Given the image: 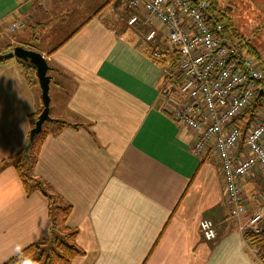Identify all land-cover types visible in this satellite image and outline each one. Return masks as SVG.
Returning <instances> with one entry per match:
<instances>
[{
	"label": "crops",
	"instance_id": "obj_1",
	"mask_svg": "<svg viewBox=\"0 0 264 264\" xmlns=\"http://www.w3.org/2000/svg\"><path fill=\"white\" fill-rule=\"evenodd\" d=\"M88 3L0 0V50L33 48L50 65L52 120L34 174L71 205L82 250L71 264H264L241 229L264 175L243 178L247 210L234 217L217 154L192 152L194 132L166 105L164 67L127 31V0H104L90 17ZM42 108L22 64L0 61V264L48 234L49 199L27 191L14 165Z\"/></svg>",
	"mask_w": 264,
	"mask_h": 264
},
{
	"label": "built area",
	"instance_id": "obj_2",
	"mask_svg": "<svg viewBox=\"0 0 264 264\" xmlns=\"http://www.w3.org/2000/svg\"><path fill=\"white\" fill-rule=\"evenodd\" d=\"M210 2L127 0L130 8L145 12L164 28L173 49L158 47L153 50V56L166 58L176 52L184 74L177 97L171 95L172 85L167 83L166 105L176 121L194 132L191 145L194 154L201 156L210 150L217 154L226 201L231 214L241 218L248 204L243 178L258 172L264 174V67L242 43H234L223 34L222 21L210 20L214 15ZM138 21V14H134L128 22L131 25ZM147 39L156 42L157 30L151 29ZM163 70L168 79L174 75L167 67ZM258 95L262 97L259 116L243 134L237 118L243 116ZM263 222L264 195H260L255 210L241 229L259 232ZM200 230L209 241L217 238L211 219H202Z\"/></svg>",
	"mask_w": 264,
	"mask_h": 264
},
{
	"label": "trees",
	"instance_id": "obj_3",
	"mask_svg": "<svg viewBox=\"0 0 264 264\" xmlns=\"http://www.w3.org/2000/svg\"><path fill=\"white\" fill-rule=\"evenodd\" d=\"M213 7H215V1L211 0L210 9ZM213 18L220 20V18L215 15L210 16V20ZM223 34L227 35L226 26ZM227 36L229 37V35ZM242 44L249 53L256 57L259 56L257 49L249 40H245ZM9 48L11 47H7L6 49ZM1 51L3 50H0V52ZM149 55L158 65L167 67L174 73L170 79H168V76L165 77L167 78V82L172 85L170 89L171 95L177 97L179 87L184 80L183 71L179 68V57L177 53L174 52L166 58L159 59L153 56V50L150 49ZM22 66L27 80L31 84H36L38 82L36 70L28 65L22 64ZM261 98V95H258L253 103L246 109L243 116L237 118L238 123L243 128V134H245L252 122L257 120L259 108L261 106ZM42 109L34 114L35 118H38ZM169 114L173 116L172 113ZM51 120L52 118L44 122L42 130L36 134L33 141L30 140L29 136L26 145L14 160V165L26 190L31 191L32 189H39L49 199L50 223L48 234L39 241L28 245L18 254L6 260L3 264H71L74 258L82 252L81 248H79L75 242L78 233L77 230L70 228L66 224L71 205L63 204V202H61V197L51 191L49 184L41 178L36 177L34 174V166L37 161L39 149L45 136L50 132L48 124ZM27 146H29L28 150H26ZM244 236L249 246L256 250V255L261 260H264V226L262 225V229L259 232L247 229L244 231Z\"/></svg>",
	"mask_w": 264,
	"mask_h": 264
},
{
	"label": "rangeland",
	"instance_id": "obj_4",
	"mask_svg": "<svg viewBox=\"0 0 264 264\" xmlns=\"http://www.w3.org/2000/svg\"><path fill=\"white\" fill-rule=\"evenodd\" d=\"M212 1H215V7L211 8L210 11L216 17L220 18V20L225 24L226 31L230 39L234 43H243L245 40H249V42H251V44L257 49L259 54L257 58L264 67V0ZM103 2L104 0H89L88 6L85 8L87 16L90 17L91 13L94 12ZM124 6L127 8V14H125L126 17H124V22L127 25V31H129L131 35L132 33L135 34L137 32V34H139V36L136 34L137 37L142 39L144 44L147 43L149 48L152 50L157 49L158 47L165 50L173 49V47L169 44V41H167V36L163 27L159 26L155 20H151L145 12L141 10H133L127 5V3H125ZM129 8L132 13H130ZM134 14H138L139 21L130 25L128 21ZM115 17L118 22L123 20L119 21L118 15ZM137 26H142V28L139 29ZM151 29L157 30L156 42L147 39V34ZM38 82L36 84H39ZM166 83H168L167 80ZM35 119L37 120V118L34 117V121ZM258 174L264 175L261 172H258ZM257 195L260 196L264 194ZM262 225L264 226V222Z\"/></svg>",
	"mask_w": 264,
	"mask_h": 264
},
{
	"label": "water",
	"instance_id": "obj_5",
	"mask_svg": "<svg viewBox=\"0 0 264 264\" xmlns=\"http://www.w3.org/2000/svg\"><path fill=\"white\" fill-rule=\"evenodd\" d=\"M16 58L23 65H28L36 70L37 78L41 88V96L43 101V109L39 114L35 125L30 131V140L33 141L36 134L42 130L44 122L51 119L50 116V86L52 77L49 74L50 65L47 58L38 50L22 45H16L12 48L0 52V61H6ZM26 147V150H28Z\"/></svg>",
	"mask_w": 264,
	"mask_h": 264
}]
</instances>
